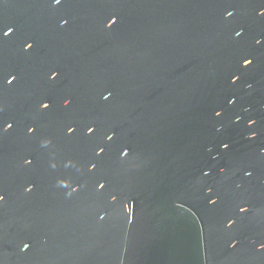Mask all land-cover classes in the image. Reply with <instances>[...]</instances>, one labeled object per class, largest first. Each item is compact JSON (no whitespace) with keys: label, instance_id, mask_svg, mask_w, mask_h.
<instances>
[{"label":"water","instance_id":"water-1","mask_svg":"<svg viewBox=\"0 0 264 264\" xmlns=\"http://www.w3.org/2000/svg\"><path fill=\"white\" fill-rule=\"evenodd\" d=\"M90 1V74L103 89L99 97L95 88L98 113L100 99L108 126L119 118L132 132L136 117L144 135L149 108L156 103L162 115L166 102L170 158L165 165L164 144H155L153 162L147 142L135 153L127 145L117 171L122 198L84 208L39 189L38 201H24L16 196L22 183L0 173V264H264V185L254 192L248 186V195L220 172L213 185L196 178L210 173L212 160L205 163V157L214 156L206 151L209 135L198 129L200 123L209 129L214 112L207 103L213 91L200 84L205 74L199 61L210 51L215 15L231 0ZM112 17L116 23L105 27ZM162 126L154 122L160 139ZM125 203L129 212L133 207L131 223ZM24 243L29 248L22 252Z\"/></svg>","mask_w":264,"mask_h":264},{"label":"flooded vegetation","instance_id":"flooded-vegetation-1","mask_svg":"<svg viewBox=\"0 0 264 264\" xmlns=\"http://www.w3.org/2000/svg\"><path fill=\"white\" fill-rule=\"evenodd\" d=\"M228 2L231 6L215 15L210 51L202 53L199 61L205 74L200 84L212 89L207 103L214 112L209 129L204 123L198 129L200 134L209 135L211 144L206 151L214 156L205 157V163L212 160L210 173L204 176L198 172L196 178L213 185L220 172L230 186H244L248 194L252 190L247 192L248 186H254V192L256 186L264 185V15H258L264 0ZM90 7V0H63L57 7H52L50 0H0V28L14 29L0 40V84L9 76L16 77L11 85L0 86V126L12 125L0 134V173L22 183L24 188L16 196L24 201H38V189L61 204L78 207L79 203L83 208L95 201L106 202L112 195L120 200L124 191L117 174L122 168L121 150L131 145L135 153L147 142L153 162L158 143L164 144L165 165L170 158L166 102L162 115L156 103L149 108L147 120L151 124L143 126L144 135H140L136 117L132 132L119 118L108 126L100 99L98 113L95 88L99 97L103 89L100 80L95 87L90 74ZM229 11L233 15L226 17ZM61 20L67 21L63 27ZM238 30H242L241 36L234 37ZM257 39L262 42L256 44ZM25 43L33 47L24 51ZM245 58L252 63L242 67ZM52 71L58 75L50 80ZM234 75L238 77L235 83ZM64 99L70 101L67 106ZM41 102H49L50 107L41 110ZM216 112L221 115L217 117ZM250 120L255 121L251 126ZM155 121H163L162 139L154 128ZM30 126L34 128L31 134L27 132ZM90 126L94 132L87 134ZM68 127L74 131L68 133ZM108 135H113L111 141L106 139ZM222 144L229 147L223 149ZM99 148L104 152L97 156ZM25 160L30 163L25 164ZM246 171L251 176H245ZM164 180L167 183L166 175ZM98 183H105V188L98 190Z\"/></svg>","mask_w":264,"mask_h":264},{"label":"snow or ice","instance_id":"snow-or-ice-1","mask_svg":"<svg viewBox=\"0 0 264 264\" xmlns=\"http://www.w3.org/2000/svg\"><path fill=\"white\" fill-rule=\"evenodd\" d=\"M62 2H63V0H50V3H51V5H52V7H57V6L61 5ZM232 15H233V12H231V11H229V12L226 13V17H230V16H232ZM258 15H264V9H261V10L259 11ZM66 23H67L66 20H61V21H60V26L63 27ZM115 23H116V18H115V17H112V18H110V19L107 21L105 27L110 28V27H111L113 24H115ZM13 31H14V29H13L12 27H7L6 30H4L3 28H0V40H2V39H4V38H7V37L9 36V34L12 33ZM241 34H242V30L235 31V33H234V37H240ZM261 42H262L261 39H257V40L255 41L256 44H260ZM32 47H33L32 43H25V44H24V51H28V50L31 49ZM251 63H252V61H251L250 59H248V58H245V59H243V60L241 61V65H242V67H247V66H249ZM57 75H58V73H57L56 71H52V72L50 73L49 79H50V80H51V79H54V78L57 77ZM15 79H16V77H14V76H9L5 81L2 82V84L11 85ZM237 79H238V77L234 75V76L232 77V82L235 83ZM2 84H0V86H2ZM110 95H111V93H107V94H105V95L102 97V99H103L104 101H107V100L110 98ZM69 103H70V101H69L68 99H64V100H63V104H64V106H67ZM231 103H233V101L229 100V104H231ZM39 107H40L41 110H46V109H48V108L50 107V103H49V102H41L40 105H39ZM215 115H216L217 117H219V116L221 115V113H220V112H216ZM254 123H255V121H251V120L249 121V125H250V126H251L252 124H254ZM11 127H12L11 124L4 123L3 126H0V134H2V133H6ZM33 131H34V128H33V127L30 126V127L27 128V132H28V133L31 134V133H33ZM73 131H74L73 127H68V128H67V132H68V133H72ZM93 132H94V128H93V127H91V126H90V127H87V129H86V133H87V134H91V133H93ZM253 135H254V134H253ZM250 138H251V137H250ZM106 139H107L108 141H111V140L113 139V135H108V136L106 137ZM46 142H47V141H46ZM221 147H222L223 149H227V148L229 147V145H228V144H222ZM103 152H104V149H103V148H99L98 151L96 152V155L99 156V155H101V153H103ZM120 155H121L122 157H126V156L128 155V150H127V149L122 150L121 153H120ZM24 163H25V164H29L30 161H29V160H25ZM91 167H92V168H95L96 165H95V164H92ZM221 171H223V170H221ZM244 174H245V176H251V172H247V171H246ZM205 175H207V173H205ZM97 188H98V190H99V189H104V188H105V183H98V184H97ZM30 190H31L30 188H26V189H25V191H30ZM73 191H75V189H73ZM209 191H211V189H209ZM3 199H4L3 195H0V201H3ZM117 199H118V197H117L116 195H112V201H113V202H115ZM208 203H209L210 205H215V204L217 203V199H209ZM128 204H129V203H125V204L123 205V209H124V211L128 214V220H129V223H131V221H132V217H133V207H132L131 212H129V211H128ZM245 211H246L245 208H243V207L240 208V212H241V213H243V212H245ZM100 218H101V219H104L103 216H101ZM232 224H233V220H231V219L227 220V222H226V226L230 227V226H232ZM28 248H29V244H28V243H24L23 246H22V248H21V251L23 252L24 250H26V249H28ZM259 249H264V243H262V244L259 245ZM259 249H258V250H259Z\"/></svg>","mask_w":264,"mask_h":264},{"label":"clouds","instance_id":"clouds-1","mask_svg":"<svg viewBox=\"0 0 264 264\" xmlns=\"http://www.w3.org/2000/svg\"><path fill=\"white\" fill-rule=\"evenodd\" d=\"M45 143H47V142L45 141Z\"/></svg>","mask_w":264,"mask_h":264}]
</instances>
